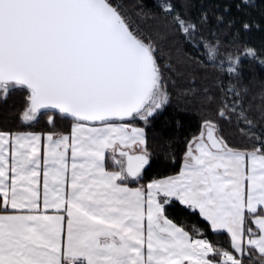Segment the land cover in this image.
<instances>
[{"label":"snow or ice","instance_id":"1","mask_svg":"<svg viewBox=\"0 0 264 264\" xmlns=\"http://www.w3.org/2000/svg\"><path fill=\"white\" fill-rule=\"evenodd\" d=\"M138 11L162 35L117 0H0V100L18 97L0 121V264H264V94L242 83L264 68V8ZM161 40L190 54L162 63ZM185 63L227 80L181 85ZM175 96L199 112L182 147L156 128Z\"/></svg>","mask_w":264,"mask_h":264},{"label":"trees","instance_id":"2","mask_svg":"<svg viewBox=\"0 0 264 264\" xmlns=\"http://www.w3.org/2000/svg\"><path fill=\"white\" fill-rule=\"evenodd\" d=\"M118 3L124 7L129 15L133 25L141 28L142 31L148 34L156 35L160 32L162 35V25L160 22L154 20L151 16H144L139 14L138 7L143 6L145 11L156 9L162 0H117ZM191 2L199 7L203 2L205 4L222 3L224 0H191ZM233 4L240 2V0H231ZM257 5V10L264 8V0H253ZM195 10V9H194ZM235 9H233L234 11ZM252 43L256 46L264 44V33H255L251 37ZM184 48L183 45L178 44L176 41H163L161 40V62L168 63L182 62L186 60L190 50L180 51ZM184 75L180 78L181 85H188L190 78H195L199 84L205 83V77L209 78L212 83H215L216 78L227 80L226 76L221 77L219 73L213 69H208L207 72H202L199 68L193 67L190 64H183ZM242 83L249 88V97L254 104H259V96L264 94V68L259 64H247L244 69V78ZM18 105V97L10 96L6 101L0 100V121H7L9 124L14 123V106ZM180 109V111H177ZM199 112L191 101L185 100L180 96L173 98V106L168 109L156 122V128L163 129L165 137H170L182 147V139L188 133L195 131L198 124ZM179 118L182 122V127L177 128L175 118ZM156 147L157 158L163 161L167 155L165 142H160ZM189 223H195L194 220H189Z\"/></svg>","mask_w":264,"mask_h":264},{"label":"rangeland","instance_id":"3","mask_svg":"<svg viewBox=\"0 0 264 264\" xmlns=\"http://www.w3.org/2000/svg\"><path fill=\"white\" fill-rule=\"evenodd\" d=\"M121 4V3H120Z\"/></svg>","mask_w":264,"mask_h":264}]
</instances>
